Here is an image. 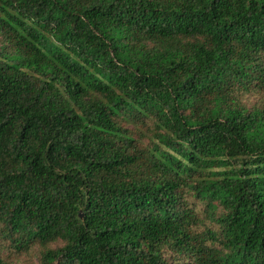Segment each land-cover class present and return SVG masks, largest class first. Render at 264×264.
<instances>
[{
  "label": "trees",
  "instance_id": "obj_1",
  "mask_svg": "<svg viewBox=\"0 0 264 264\" xmlns=\"http://www.w3.org/2000/svg\"><path fill=\"white\" fill-rule=\"evenodd\" d=\"M255 91L264 0H0V236L37 264H264Z\"/></svg>",
  "mask_w": 264,
  "mask_h": 264
},
{
  "label": "rangeland",
  "instance_id": "obj_2",
  "mask_svg": "<svg viewBox=\"0 0 264 264\" xmlns=\"http://www.w3.org/2000/svg\"><path fill=\"white\" fill-rule=\"evenodd\" d=\"M243 100L249 105H255L264 101V91L250 92L242 96ZM203 217L204 224H200L198 230L201 231L205 226L215 228V225L210 219L204 216V212H200ZM8 238L0 236V256L8 260L11 264H37L38 255L34 249L19 252ZM173 264H176L175 261Z\"/></svg>",
  "mask_w": 264,
  "mask_h": 264
}]
</instances>
